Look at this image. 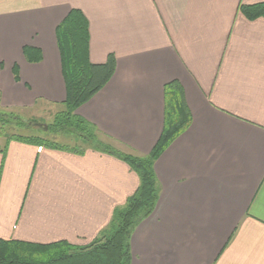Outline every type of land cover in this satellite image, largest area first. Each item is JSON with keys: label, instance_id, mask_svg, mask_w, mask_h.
<instances>
[{"label": "crops", "instance_id": "0c3cea01", "mask_svg": "<svg viewBox=\"0 0 264 264\" xmlns=\"http://www.w3.org/2000/svg\"><path fill=\"white\" fill-rule=\"evenodd\" d=\"M259 3L0 0L2 108L64 102L55 30L72 9L88 22L90 62L116 59L76 110L115 149L147 155L163 127L164 85L183 89L191 122L154 163L158 198L131 234L130 264H264V17L239 11ZM1 139V240L87 245L138 187L101 151Z\"/></svg>", "mask_w": 264, "mask_h": 264}, {"label": "trees", "instance_id": "16d2710c", "mask_svg": "<svg viewBox=\"0 0 264 264\" xmlns=\"http://www.w3.org/2000/svg\"><path fill=\"white\" fill-rule=\"evenodd\" d=\"M239 11L248 20L264 17V3L243 5ZM55 36L65 84L64 110L54 115L43 132L62 136L74 145L70 147L44 137L20 134L7 136L6 140L78 154L87 150L101 151L126 163L137 175L139 183L124 205L113 211L109 225L87 245L77 246L65 241L41 245L0 239V264H130L131 234L140 222L150 216L158 198L154 163L191 122L184 92L178 81L164 85L163 127L147 155L121 152L106 141L107 138L95 126L76 115V110L98 93L113 76L115 56L109 54L102 64L90 62L88 22L79 10L72 9L68 13L56 27ZM22 53L29 62H39L41 59L39 50L31 47H24ZM12 114L0 113V126L14 119L19 128L38 130L34 127L37 124L35 121L23 123Z\"/></svg>", "mask_w": 264, "mask_h": 264}, {"label": "rangeland", "instance_id": "374dc122", "mask_svg": "<svg viewBox=\"0 0 264 264\" xmlns=\"http://www.w3.org/2000/svg\"><path fill=\"white\" fill-rule=\"evenodd\" d=\"M63 110H64V105L61 103L51 105L44 102H40L32 109H5L0 106V113H4L5 115H7L8 113L12 112L14 113L12 115H16V117L18 116V118L21 119L23 123L27 121H35L37 124L34 127L38 129V130H31L25 127L19 128L15 124L16 120L9 119V122H6L5 126L3 125L0 126V138H2L1 141L3 139L5 140V137L7 136L13 134H20V135L44 137L49 141H55L56 143L69 145L71 147L74 144L71 141H68V139H65L62 136H57V134L54 135L51 133L43 132L46 130V126L52 122L54 115L57 112Z\"/></svg>", "mask_w": 264, "mask_h": 264}]
</instances>
